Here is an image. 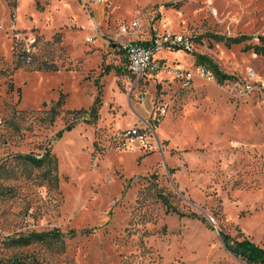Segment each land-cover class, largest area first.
Segmentation results:
<instances>
[{
    "label": "rangeland",
    "instance_id": "1",
    "mask_svg": "<svg viewBox=\"0 0 264 264\" xmlns=\"http://www.w3.org/2000/svg\"><path fill=\"white\" fill-rule=\"evenodd\" d=\"M166 32L193 51L132 74L122 44ZM262 35L264 0H0V264H247L221 232L264 249ZM46 149L57 187L21 157Z\"/></svg>",
    "mask_w": 264,
    "mask_h": 264
},
{
    "label": "trees",
    "instance_id": "2",
    "mask_svg": "<svg viewBox=\"0 0 264 264\" xmlns=\"http://www.w3.org/2000/svg\"><path fill=\"white\" fill-rule=\"evenodd\" d=\"M251 38L247 35H241L239 37H233L227 39V44H241L246 41H249ZM246 50H253L256 54L261 55L264 57V35H262L259 39L258 43L255 44H247ZM220 80L229 79V76H226L224 74L220 75ZM97 104L94 105V107L90 111L89 118L87 122H91L92 120L97 118V108L99 101L97 100ZM65 104V95H61V98L51 107L49 110V113L53 114V118L51 119L52 122L55 120V116L59 114L58 109L61 108ZM75 112V111H74ZM85 110H79L75 113H83ZM71 125L67 126V129L71 128ZM61 132V131H60ZM59 132V133H60ZM58 133V134H59ZM23 159L28 161L30 164H32L35 167H41L45 164H47L46 169V176L50 177L52 184H54L55 187L59 184V177H58V162L54 155L51 154L50 149H46L45 154L42 157H37L36 155L27 154V155H21ZM163 196V195H162ZM162 201L165 205L170 206V202L167 198L164 196L161 197ZM174 212H177L180 216H195V214H184L183 212H179L177 209L172 208L171 209ZM168 209V211H171ZM203 219V218H202ZM205 221V219H203ZM223 241L225 245L228 247V249L235 254L236 256L240 257L242 260H244L247 264H264V249L259 247L258 245L254 244L252 241L248 239L244 240H237L232 239L229 234H225L224 232H221ZM42 240V241H62L63 240V233H61L59 230H51L50 232H42V233H33L30 236H23L20 238H17L14 240L15 244H21V245H28L32 242V240ZM12 264H27L23 262L19 258H15L12 260ZM39 264V263H35Z\"/></svg>",
    "mask_w": 264,
    "mask_h": 264
},
{
    "label": "built area",
    "instance_id": "3",
    "mask_svg": "<svg viewBox=\"0 0 264 264\" xmlns=\"http://www.w3.org/2000/svg\"><path fill=\"white\" fill-rule=\"evenodd\" d=\"M81 2L84 5L105 4L107 0H81ZM138 27V21H133L130 25L123 26L121 32L126 34L130 29H136ZM164 47L170 50L182 48L188 52H192L194 43L191 37L170 32L157 35L149 42H143L136 38L128 40L122 44V48L125 51L130 72L139 78L158 73L161 68V62L155 58V52ZM203 72H206V70L203 69ZM238 89L240 92L245 90L241 85L238 86ZM125 136L132 141L143 140L146 137L139 128L127 130Z\"/></svg>",
    "mask_w": 264,
    "mask_h": 264
},
{
    "label": "crops",
    "instance_id": "4",
    "mask_svg": "<svg viewBox=\"0 0 264 264\" xmlns=\"http://www.w3.org/2000/svg\"><path fill=\"white\" fill-rule=\"evenodd\" d=\"M154 37H152L151 39H153ZM150 39V40H151ZM150 40H143V42H149ZM157 55V54H156ZM157 57V56H156ZM159 60L161 59V57H157Z\"/></svg>",
    "mask_w": 264,
    "mask_h": 264
}]
</instances>
